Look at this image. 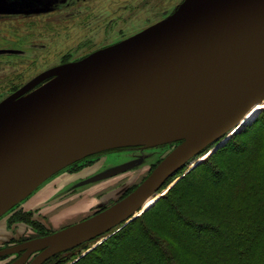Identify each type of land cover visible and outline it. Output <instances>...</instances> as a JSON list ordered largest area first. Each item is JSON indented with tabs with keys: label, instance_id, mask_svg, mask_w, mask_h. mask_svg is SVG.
I'll list each match as a JSON object with an SVG mask.
<instances>
[{
	"label": "water",
	"instance_id": "water-1",
	"mask_svg": "<svg viewBox=\"0 0 264 264\" xmlns=\"http://www.w3.org/2000/svg\"><path fill=\"white\" fill-rule=\"evenodd\" d=\"M187 1L128 39L38 74L0 102V214L85 154L180 141L110 206L0 253L25 249L12 264H42L128 223L167 178L264 107V0H204L189 8ZM152 127L147 142L127 140Z\"/></svg>",
	"mask_w": 264,
	"mask_h": 264
},
{
	"label": "rangeland",
	"instance_id": "rangeland-1",
	"mask_svg": "<svg viewBox=\"0 0 264 264\" xmlns=\"http://www.w3.org/2000/svg\"><path fill=\"white\" fill-rule=\"evenodd\" d=\"M185 1L0 0V102L44 71L55 67L66 68L91 52L128 39L167 19ZM50 78L41 80L29 90ZM219 142L208 147L206 153ZM260 143L259 146L264 148V143ZM169 144L148 145L147 142L102 148L59 167L0 214V229L3 231L0 253L81 221L110 206L150 174L173 149L166 147ZM132 146L142 148H127ZM247 148L248 142L237 152V158L247 156ZM191 164L186 163L172 174L157 190V195L165 193ZM113 169L112 173L108 172ZM229 175L228 171H223L220 176L214 177L220 180L219 186L225 187L226 193L228 190L234 191L236 187L228 183L230 179L225 180ZM201 192L195 189L191 197H199ZM41 193L48 195L32 209H26L23 204ZM18 210L31 212L30 222H36L37 228L25 221L9 224L8 218ZM121 226L112 229L116 231ZM221 230L222 227L218 232ZM185 231L180 227L179 234ZM205 234L201 232L196 236L198 242ZM109 235L106 233L84 243L78 253L86 252ZM24 250L1 254L0 264L14 263ZM155 252L153 250L150 256L153 260L157 256Z\"/></svg>",
	"mask_w": 264,
	"mask_h": 264
},
{
	"label": "trees",
	"instance_id": "trees-1",
	"mask_svg": "<svg viewBox=\"0 0 264 264\" xmlns=\"http://www.w3.org/2000/svg\"><path fill=\"white\" fill-rule=\"evenodd\" d=\"M263 139L264 109L181 174L139 216L116 231L117 227L111 229L109 236L83 255L78 253L80 247L102 235L55 254L42 264H107L109 260V264H264V148L259 146ZM247 142V156L237 158ZM223 171L230 173L225 180L236 186L234 191L226 193L225 187L219 186L220 180L214 179ZM195 189L202 192L194 199ZM30 215L15 211L8 223H29ZM31 223L37 228L36 222ZM180 227L185 233L179 234ZM201 232L206 234L198 242L196 236ZM191 235L193 239L189 240ZM153 250L157 253L154 260L150 258Z\"/></svg>",
	"mask_w": 264,
	"mask_h": 264
},
{
	"label": "bare ground",
	"instance_id": "bare-ground-1",
	"mask_svg": "<svg viewBox=\"0 0 264 264\" xmlns=\"http://www.w3.org/2000/svg\"><path fill=\"white\" fill-rule=\"evenodd\" d=\"M204 0H188L185 4V6L187 8L191 7V6H194L196 4H199L201 2H203ZM261 106H264V105H261ZM259 106H255L253 107L247 114L246 118H249L252 113L257 110ZM150 128V126L148 127V129ZM155 127H152V129H150L151 131L150 132H144V133H140V134H134V135H131L130 138H128L127 140L129 141H132V142H136V143H139V142H147L148 139L150 138V136L152 135L153 131H154ZM208 153V152H207ZM206 155V152L200 156H198L197 159L193 160L192 161V164L194 162H199L200 160H202ZM158 198V195L157 193H154L152 194L142 205L141 209L138 211V213H141L142 210L144 209H147L149 206H151L155 200Z\"/></svg>",
	"mask_w": 264,
	"mask_h": 264
},
{
	"label": "crops",
	"instance_id": "crops-1",
	"mask_svg": "<svg viewBox=\"0 0 264 264\" xmlns=\"http://www.w3.org/2000/svg\"><path fill=\"white\" fill-rule=\"evenodd\" d=\"M48 194H44V193H41V194H37L31 198H29L28 201H26L23 205L25 206L26 205V209H32L34 207V205L42 202L45 197L47 196ZM28 203V204H27ZM25 208V207H24ZM3 231H1L0 229V239L2 238L1 234Z\"/></svg>",
	"mask_w": 264,
	"mask_h": 264
},
{
	"label": "flooded vegetation",
	"instance_id": "flooded-vegetation-1",
	"mask_svg": "<svg viewBox=\"0 0 264 264\" xmlns=\"http://www.w3.org/2000/svg\"><path fill=\"white\" fill-rule=\"evenodd\" d=\"M91 53H92V52H91ZM87 55H89V54H87ZM87 55H86V56H87ZM84 57H85V56H84ZM178 143H179V142H173V143H170L169 146L166 145V147H167V148H168V147H170V148H174L175 146L178 145ZM127 148H142V147H141V146H132V147H127ZM143 179H144V178H143ZM143 179H142V180H143ZM137 185H138V183H137ZM137 185H136V186H137ZM136 186H134L130 191H132ZM130 191H129V192H130ZM129 192H128V193H129ZM128 193H126L125 195H127ZM125 195H124V196H125ZM124 196H122V197H124ZM122 197H121V198H122ZM121 198H120V199H121ZM118 200H119V199H118ZM103 209H104V208H103ZM20 254H22V253H20ZM20 254H19V255H20ZM19 255H18V256H19Z\"/></svg>",
	"mask_w": 264,
	"mask_h": 264
}]
</instances>
